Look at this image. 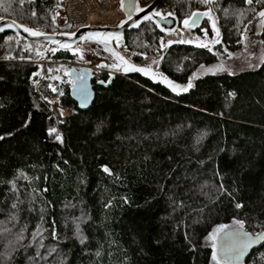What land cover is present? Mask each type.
Here are the masks:
<instances>
[{
  "label": "trees",
  "instance_id": "trees-1",
  "mask_svg": "<svg viewBox=\"0 0 264 264\" xmlns=\"http://www.w3.org/2000/svg\"><path fill=\"white\" fill-rule=\"evenodd\" d=\"M219 1L222 43L238 51L243 25L264 0ZM196 5L171 2L180 20ZM57 10L58 0H0V18L47 32L58 30ZM161 35L147 23L126 44L153 55ZM17 42L11 32L0 36V264H213L206 238L219 225L234 229L238 219L250 235L264 232V64L205 75L183 96L138 75L116 76L107 88L95 85L91 108L80 110L72 83L55 70L74 55L57 52L46 72L63 80L61 104L71 110L59 121L49 80L36 75L37 43L25 50ZM215 61L177 45L160 66L187 83ZM107 79L100 72L92 82ZM231 264H264V245Z\"/></svg>",
  "mask_w": 264,
  "mask_h": 264
},
{
  "label": "water",
  "instance_id": "water-1",
  "mask_svg": "<svg viewBox=\"0 0 264 264\" xmlns=\"http://www.w3.org/2000/svg\"><path fill=\"white\" fill-rule=\"evenodd\" d=\"M164 0H154L150 4L146 6H142L139 2V0H120V9L124 14V18L118 22L114 26H104L103 25H86L77 28L76 30L73 31H54V32H47L41 29H36L33 28L23 22L17 21L12 18H1L0 19V29H3L0 31V36L4 34H9L10 32L13 34H16L19 38L25 40L28 43H43V48L41 50L42 54V60L45 62L47 59L48 53L51 51V49H56L55 52H67V53H77L80 57H83L84 61L82 63V66L78 68H70L67 71V76L72 80L74 83L75 87L72 86L70 88V96L72 100L76 103L77 107L80 110H88L91 108L93 102L95 101L96 98V92H95V85L101 86V87H109L116 76H135L138 75L142 77L145 80H148L154 85L161 86L162 88L166 89L170 93H174L176 96H183L185 94L190 93L193 88L195 81H192L193 87L190 88L187 92H180V94H177L176 92H173L165 83L161 82V77H167L168 80L172 81L173 83L177 85H185L187 83H181L178 82L169 75H167L162 69H160V66L157 68H154L153 66L144 64V63H137L133 59L128 58L124 50H127V44H126V34L128 32L132 31H137L139 30L142 26H144L147 23H151L158 31L162 34H165L167 36L171 35H177L178 32L181 33V40L179 41H172L169 43L167 41L164 46L161 48L160 53L158 54V57L156 60L158 61L159 65H161V62L164 60L165 56L169 52L170 49L177 45H182V46H188L192 47L195 49L199 50H205L208 48L210 45H215L211 43L214 37H210L208 34V30L206 28L202 29L204 37H206V40H208L209 43L207 47H197L194 42L191 43H181L180 41H185L184 38L186 36L185 31H198L203 27V24L207 21H209L210 28H212V23L213 21L216 24V27L218 28L220 32V36L218 39L220 40L222 36V31L220 28V23L218 19V15L215 11V4L218 0H213V3L207 4L205 9H195L192 12H200L203 13L209 9H211L213 19L209 20L208 17L206 16H201L199 23L194 26V27H188L186 28L183 25V20H180L176 10L172 11H164L163 8L161 7V4ZM249 5V4H248ZM251 5V4H250ZM138 8L144 9V11L140 12L137 11ZM261 10V9H260ZM258 10V11H260ZM160 12L161 16H155V12ZM257 11V12H258ZM191 12V13H192ZM168 13H173V16H168ZM190 13V14H191ZM145 15H150L152 17L151 20L145 21L144 16ZM163 17V18H162ZM7 24H12L13 27L9 28L6 26ZM30 28L33 31H41L45 33V35L41 36H32L29 35L28 32L24 31V28ZM245 32H248L249 35L253 34H260L262 35L264 33V25L261 24L260 18L255 15L251 19V23H247V28H245ZM108 34H119V41L116 39H112L109 41L108 47L111 49V51H106L105 47L102 43L98 42V39L100 37L107 36ZM90 36H95L96 39H90ZM215 36V35H214ZM59 42V43H57ZM92 44V47L94 50H99L100 52H103V55L101 56H94L91 52H86L82 50L79 46L82 44ZM60 44H68L70 48L72 49L71 51L60 47ZM112 52L118 53L120 56L124 57L126 60H128L129 63L138 66V67H151L152 73L156 74L155 78H150V76L141 74L139 72H129V73H124L122 71H117L116 68L110 67L113 63H116L117 61L115 58L112 56ZM103 65V66H101ZM94 70L96 72H105L108 73V79L105 80H99V81H105V83L101 84L99 81L94 84L92 81L94 79ZM41 71V66L38 68V72L40 73ZM109 75L112 76V79L109 81ZM78 77H82V79H79ZM196 77V73H195ZM194 77V78H195ZM85 91L87 93V99L83 100L82 102V91ZM234 231H238L236 228L232 229ZM243 231H245L243 229ZM262 237H264V232L260 233ZM223 235V234H222ZM221 235V238L219 239L218 243V249L222 248L225 241L223 240ZM250 237H257L252 236L249 234ZM264 245V238L260 239H254L253 243L247 247L244 251L243 254L239 256V259H236L235 257L232 258L231 263H243L247 261V259L251 256V254L255 251L260 249L261 246ZM219 257L221 259H224V254L223 252L219 253Z\"/></svg>",
  "mask_w": 264,
  "mask_h": 264
},
{
  "label": "snow or ice",
  "instance_id": "snow-or-ice-1",
  "mask_svg": "<svg viewBox=\"0 0 264 264\" xmlns=\"http://www.w3.org/2000/svg\"><path fill=\"white\" fill-rule=\"evenodd\" d=\"M202 3L204 4H211L213 3V0H201ZM257 3H260L261 0H256ZM245 3L247 4H251L252 0H245ZM137 11H144V9L138 8ZM227 9L225 10V13L227 14ZM33 16L36 15L35 12L32 13ZM243 12L240 11L237 13V19L239 20L240 16H243ZM155 16H161L160 12H155L154 13ZM168 16H173V13H168ZM201 16H206L208 17L209 20L213 19L212 16V12L211 9L200 13V12H192L190 15H187L186 18L183 20V25L188 28V27H194L199 23V20L201 18ZM256 16L260 18L261 24L264 25V8H262L260 11L256 12ZM163 18V17H162ZM152 17L150 15H145L144 16V20L148 21L151 20ZM6 26L11 28L13 27L12 24H7ZM53 23H55V17H53ZM249 23H251V21H249ZM245 28H247V25H245ZM3 29H0V31H2ZM212 30L213 33L215 34L213 40L211 41V43L213 44H218L220 43V40L218 39V37L220 36V32L218 30V28L216 27L215 22L213 21L212 23ZM24 31L28 32L29 35L32 36H41V35H45V33L41 32V31H33L30 28L25 27ZM90 39H96L95 36H90ZM112 39H116L117 41H119L120 37L119 34H108L107 36L104 37H100L98 39L99 43H102L105 47L106 51H111V49L108 47L109 41ZM241 39H244L243 35H241ZM197 40H199V38H197ZM181 43H191L192 41L190 40H185V41H180ZM59 43V42H57ZM169 43H171V41H169ZM197 47H207V44L205 43H197L196 45ZM60 47L65 48L69 51H71L72 49L70 48V46L68 44H60ZM209 51H211V48L208 49ZM51 51H56V49H51ZM38 55L40 53H37ZM230 55V54H229ZM112 56L115 58V60L117 61L116 63H113L112 65H110V67L116 68L117 71H122L124 73H129V72H139L141 74L150 76V78H155L154 73H152L151 71V67H138L135 66L131 63L128 62V60H126L124 57L120 56L118 53L116 52H112ZM83 58V57H81ZM153 63H156V61H153ZM261 64H264V56H261L259 59V62L257 64H253V63H249V67H258ZM103 66V65H101ZM201 68L204 69V66L201 65ZM205 72H211L212 74H216L217 72H227L229 75H234V73L231 71V69H229L228 67H226L223 63L221 64H217L211 68L208 69H204ZM35 75V74H34ZM65 75H67V71H65ZM193 77H195V73L193 74ZM56 79H58V77H55ZM79 79H82V77H78ZM112 79V76L109 75V81ZM192 77L189 78L187 84L185 85H177L175 83H173L172 81L168 80L167 77H161V82L165 83L173 92H176L177 94H180V92H187L190 88L193 87V83H192ZM69 83H72L71 81H69ZM99 83L103 84L105 83V81H99ZM75 87V85H73ZM51 87V85L49 86ZM53 91H56V89H53ZM82 91V102L83 100L87 99V93L83 90ZM62 95V93H61ZM229 97H234L235 93L234 92H230L228 93ZM51 103V102H50ZM60 115L62 116L63 113L61 112ZM48 131V135L49 136H53L57 142L59 143H63V139L62 136L59 134V132L57 131V129L55 127H50L47 129ZM9 135H11L9 133ZM203 135L205 134H201L200 137H197V143L200 142V139L203 138ZM4 139L3 136H0V140ZM101 169L104 173L111 175V171L110 169L106 166V165H102ZM21 175H23V173H21ZM25 179H27V177H24ZM221 188H223V185H221ZM13 207H15V205H13ZM242 205L240 203L236 204V208H241ZM233 224L235 225L236 229L238 231H234L232 229H229L227 225H219L216 229H214L211 233L208 234L207 236V240L211 242V258H212V262L213 264H231V260L233 257H235L236 259H239V256L241 254H243V251L249 247L254 239H260V238H264L261 236V234H257V237L253 238L249 236V233L243 231L244 228V222L241 220H234ZM75 234L77 236V238L79 239L80 243L83 244L84 243V236L81 232V229L79 227V224H77L75 226ZM221 234L223 240L225 241L224 245L222 248L218 249V245H217V240L221 238ZM53 238H55V236L53 235ZM223 252L224 254V259L219 258V253Z\"/></svg>",
  "mask_w": 264,
  "mask_h": 264
},
{
  "label": "rangeland",
  "instance_id": "rangeland-1",
  "mask_svg": "<svg viewBox=\"0 0 264 264\" xmlns=\"http://www.w3.org/2000/svg\"><path fill=\"white\" fill-rule=\"evenodd\" d=\"M171 2L168 3L163 8L164 11H167V10H169V11L175 10L174 8L171 7ZM194 2L197 5L192 8L191 12L193 10H195V9L196 10L197 9H200V10L205 9L206 6H207V4L202 3L201 0H194ZM220 9H221V4H220V1L218 0L216 2V4H215V11H216V13L218 15L219 23H220V16H219ZM240 11L243 12V10L239 9L238 12H240ZM55 16H56L55 17L56 18V26L58 27V30L57 31H72L69 28H67L66 21H65L64 17H62V12L60 13V7L59 6H58V10L55 12ZM253 16H252V18H253ZM251 19L248 20L245 23V25H247V23L249 21H251ZM205 23H207L209 26L211 24V23H209V21L208 22L206 21ZM245 25H243L242 32H241V35H243V37H244L243 40L245 41V43L243 45L245 50L243 52L241 51L238 55H236V54L229 55L230 57L231 56H233V57H231V59L230 60H227L226 62L225 61L217 62L216 64H212L210 66L204 67V69H208V68H211V67H213V66H215L217 64L223 63L226 67H228L229 69H231V71L234 74H238V73L240 74L241 72L249 71V70H254V69H257L259 67L258 66V67H252V68H250L248 65H249V63L257 64L259 62L260 57L261 56H264V43H263V41L261 39L262 38V35H260V34L249 35L248 32H245ZM220 28H221V23H220ZM221 31H222V29H221ZM185 34H186V36H185L184 40H190V41L194 42L195 44H197L198 42L199 43H205L207 45L209 44V43H207L209 41L206 40V37H204L203 34L202 35H198V34H196L195 31H191V32L190 31H185ZM214 35L215 34L213 33V37H214ZM161 36L162 37H160V38H162V39H160V49H159L158 53H156V54L150 55V54H145V53H142V52L130 50L128 48V46H127V50L126 51L124 50V53H125V55L128 58L133 59L137 63H144V64H147V65L153 66L154 68H157L160 65H159L158 61L156 60V58L158 57V54L160 53L161 48L164 46V44L167 41H171V39H172V41H179V40H181V33L180 32H178L177 35L167 36V35L163 34ZM17 38H18V42H19L21 40V38H19L18 36H17ZM197 38H199V40H197ZM221 39H222V37H221ZM213 46L214 45H210V46H208V48H211V50L213 51L214 50ZM79 47L82 50L86 51V52H91L96 57L103 55V52H100L99 50H97V51L94 50L93 47H92V44H88V43L87 44H82ZM31 48H32L31 44L28 43V42H26L25 45H24V49L27 50V49H31ZM42 48H43V43H37V46L34 48L36 53H40L39 55L37 54L38 55V58L34 62L38 65V68L41 66L40 73L38 72V74H36V75H41V80H43V79H48L49 80V86L51 85V87L48 86V88L51 91L52 96H51V99L48 101V105L52 103V105L58 111V114H60L62 112L63 115L61 117H66L68 114L70 115L71 110H70V108H68L66 106H63L61 104V98H62L61 93H62V91H60V89H61V83H62L63 80L61 79V77L59 76V74H56V75L53 74V75H51V76L48 77L47 72H46L48 64L53 60L54 55L57 52L50 51L48 53L47 59L45 60V62H43V61H41L42 60V57H41L42 56V54H41ZM71 54L74 55V58L71 59L69 62H66L64 64L57 65L58 68L55 69V70H58V72H59L60 70L63 69L62 70L63 75L65 77H67L68 81H71L72 82V80L67 75H65V71H68L70 68H73V67L79 69L82 66V63H83L84 59L81 58L75 52L74 53H71ZM136 57L137 58H140V60L136 61L135 60ZM153 61H156V63H153ZM162 62H161V65H162ZM49 65H51V64H49ZM61 67H62V69H61ZM160 69H161V66H160ZM204 69L200 68L199 71L196 70L194 72V73H196V77L194 78L193 75H192V78H193L192 81H195L198 78L203 77V75L212 74L211 72H205ZM52 73H53V71H52ZM97 73H100V72H96L94 70V75L97 74ZM221 73H227V72H217L216 74H221ZM106 74L108 76V73H106ZM55 77H58V79H56ZM41 80H40V83H41ZM39 85L40 84H38V86ZM73 85H74V83L72 82V86ZM38 86H37V88H38ZM53 89H56V91H53ZM53 97H54V100H52ZM50 108L53 110L52 107H50ZM53 111H54V114H55L56 118L59 121H61L58 118L56 111L55 110H53Z\"/></svg>",
  "mask_w": 264,
  "mask_h": 264
},
{
  "label": "built area",
  "instance_id": "built-area-1",
  "mask_svg": "<svg viewBox=\"0 0 264 264\" xmlns=\"http://www.w3.org/2000/svg\"><path fill=\"white\" fill-rule=\"evenodd\" d=\"M139 1L142 6H146L154 0ZM58 6L67 28L72 31L86 25L114 26L124 18L120 9V0H58ZM49 105L56 111L60 120L68 117L69 114L61 117L52 103Z\"/></svg>",
  "mask_w": 264,
  "mask_h": 264
},
{
  "label": "flooded vegetation",
  "instance_id": "flooded-vegetation-1",
  "mask_svg": "<svg viewBox=\"0 0 264 264\" xmlns=\"http://www.w3.org/2000/svg\"><path fill=\"white\" fill-rule=\"evenodd\" d=\"M170 2V0L168 1V0H164L163 2H162V4H161V7L162 8H164L168 3ZM247 4V3H246ZM248 5V4H247ZM251 5H252V3H251ZM251 5H248V6H251ZM203 28H206L207 30H208V34H209V36L210 37H213V31H212V29L210 28V26L207 24V23H204L203 24V27L201 28V29H199L198 31H195L196 32V34H198V35H202L203 34V32H202V29ZM163 35V34H162ZM162 37V36H161ZM160 39H162V38H160ZM262 39V38H261ZM223 38L220 40V43H218V44H215L214 46H213V48H214V50L212 51H209L208 49H205V50H207L208 52H210V53H212V54H214L215 56H216V61L214 62V63H212V64H216L217 62H221V61H227V60H230L231 59V57H233V56H229V54L231 55V54H236V55H238L241 51L243 52L245 49H244V43H245V41L243 40V39H241L240 40V45H241V48L238 50V51H235V52H230L229 50H227V48L223 45ZM219 47L221 48V51H219ZM235 55V56H236ZM234 56V57H235ZM137 58V57H136ZM136 58H135V60H136ZM136 61H138V60H136ZM212 64H209V65H205V64H202L204 67H207V66H210V65H212ZM201 68V66L197 69L198 71H199V69ZM209 75V74H208ZM203 76H205V75H203Z\"/></svg>",
  "mask_w": 264,
  "mask_h": 264
},
{
  "label": "bare ground",
  "instance_id": "bare-ground-1",
  "mask_svg": "<svg viewBox=\"0 0 264 264\" xmlns=\"http://www.w3.org/2000/svg\"><path fill=\"white\" fill-rule=\"evenodd\" d=\"M140 2V1H139Z\"/></svg>",
  "mask_w": 264,
  "mask_h": 264
}]
</instances>
